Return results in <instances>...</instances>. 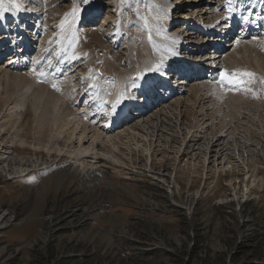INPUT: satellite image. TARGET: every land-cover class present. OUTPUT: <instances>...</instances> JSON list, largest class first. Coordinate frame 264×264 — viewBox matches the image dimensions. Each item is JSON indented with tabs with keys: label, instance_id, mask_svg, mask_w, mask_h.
<instances>
[{
	"label": "rangeland",
	"instance_id": "rangeland-1",
	"mask_svg": "<svg viewBox=\"0 0 264 264\" xmlns=\"http://www.w3.org/2000/svg\"><path fill=\"white\" fill-rule=\"evenodd\" d=\"M47 1L48 12H51L50 20L47 18V21L49 27L56 31L57 23L54 27V21L57 22L74 5L75 0L70 7L71 0ZM222 2L228 8L227 3ZM138 8L139 4L133 7L135 11ZM118 14L124 16L122 12ZM87 38L89 41L86 43V52L91 47L98 53L95 47L100 44L91 46L88 42L104 39V32L92 31ZM121 38L127 40H124L126 43L122 46L125 48L116 52H119L116 60L118 66L126 64V47L130 41L125 34ZM107 42L111 45L110 39ZM131 50L137 54L134 48ZM101 51L99 50V58L103 66L105 64L104 68L110 69V73L119 71L121 67L111 68L112 59L104 57ZM138 55L140 56L139 53ZM98 56L99 53L96 54ZM26 74L29 76V72ZM234 79V84L237 85V81L240 83L243 76L236 77L234 74ZM50 88L56 90L53 86ZM33 89L35 90L33 86L11 88L14 90L12 93L7 87L2 88L0 85V124L4 128L0 132V151L3 147L4 150L8 148L7 155L3 154L4 150L0 153L3 160L0 161V211H6V217L14 216L11 225L0 232V264H231L238 260L237 264L243 263V253L246 252L248 243L238 246L239 251H243L241 256L234 254L231 262L228 261L235 244L237 245L239 216L248 220L243 223L251 222L257 229L262 242L261 248H264V182L253 187L256 189L255 200L240 211L229 212L233 204H222L230 195L229 192L239 194L240 187L237 182L248 175L247 170L251 178L247 182L245 179L243 183L240 182L242 187L245 183L252 182L253 171L254 174L264 177V154L258 150V144L256 152L255 149L252 150L249 155L251 158L244 162L230 160L228 153L223 162L216 159L212 163V157L205 163L202 155L197 157L191 152V149L197 147L193 146V140L188 144L190 150L187 149L183 154L176 152L178 139L173 133L175 138L169 143L161 145L156 141L153 149L152 167L155 173L160 176L163 173L160 169H164L169 175L172 173L166 181L153 180L155 177H150L153 173L148 175L150 158H147L146 163L147 156L143 155V147L141 151L133 149L128 152L121 144L119 147H122L124 153H119L124 159L123 162L107 161V168H102L104 170L100 172L98 180L84 181L81 175L71 178L61 173L62 168H66L70 162L61 163V156L56 153L50 155L45 148L38 147L40 140L47 142L51 135L45 121H42L43 126L37 127L38 122L34 121L29 110L28 100L33 96ZM79 94L80 90L73 91L72 96L77 97ZM210 98L215 99V96ZM17 100L20 101L16 102ZM213 102L214 107L207 110L208 116L215 110H227L219 99ZM183 109L185 115L182 116V121L188 124L192 115L185 110V106ZM77 110L75 108L76 112ZM10 113L13 119H17L14 127H10ZM93 115L97 113L93 112ZM221 121L218 117L213 122L218 126L214 130L213 124L211 125L213 133L220 129ZM60 126L59 132L52 137V142L56 145L68 143L69 136L64 129L71 124L64 128ZM88 127L95 128V125L89 124ZM119 128L115 131L122 130L123 127ZM17 133L22 134L20 136L30 143L20 145L19 142H14L13 139L18 138ZM101 136L104 137V134ZM259 137L262 140L260 144L263 143L264 146V136ZM171 141L175 144H170ZM89 143L87 141L86 146ZM100 149L102 144L92 145L93 152ZM62 156L64 158L66 154L62 153ZM229 160V169L221 168L226 167ZM6 165L7 168L11 167L8 173V169L5 171L1 168ZM144 168L148 170H143ZM157 168L159 171H156ZM20 169L23 171L15 173ZM139 172L147 174L140 176ZM23 174L26 176H22ZM172 188L175 191L173 195H169ZM195 200L197 201L194 203ZM74 207L78 208L76 214L68 215L67 210ZM45 235L46 240L43 238ZM244 256L249 257L247 253Z\"/></svg>",
	"mask_w": 264,
	"mask_h": 264
},
{
	"label": "bare ground",
	"instance_id": "bare-ground-1",
	"mask_svg": "<svg viewBox=\"0 0 264 264\" xmlns=\"http://www.w3.org/2000/svg\"><path fill=\"white\" fill-rule=\"evenodd\" d=\"M94 1L88 0L86 5L82 6L79 5V0H75L74 5L57 20L56 31L49 27L45 11V14L38 20L34 41L31 40L32 46L27 45V47L30 46L34 49L32 54L20 56L22 54H18L16 50L15 55L21 59L19 62L21 67L19 68L13 67L17 62L15 63L16 57L12 56L2 66L0 65V85L2 88L5 86L9 91H12L11 88L17 89L25 86L35 88L32 98L30 97L28 100L29 110L34 121L38 122L37 127L43 126L42 121H45L49 125L51 135L47 142L40 140L38 147L40 149L45 148L50 155L56 153L61 156V163H71L66 168H62L63 176L73 178L81 175L84 181L99 179L100 172L104 170L102 168H107L105 165L107 161L123 162L122 147H119L121 144L129 150L128 152L133 149L139 151L143 147V155L146 154L147 156L146 163L147 158H150L148 161L150 166L147 167L149 170L145 168L143 170H148V175L153 173L150 176L152 178L154 176L153 179L167 180L168 173L161 171L163 173L159 176L152 167L153 149L156 147V145L154 146L156 141L164 145L175 136L178 139L175 147L178 149L176 152L183 154L187 149L190 150L188 144L193 140V146L196 145L197 147L191 149V152H194L197 157L202 155L205 163L210 161L209 158L212 157L213 161L216 159L224 161L228 153H230V160L244 162L250 157L252 150L255 149L256 152L257 144L260 146L258 150L263 151L262 154H264V146L263 143L260 144L262 140L259 137V135L264 136V0H221V2L227 3L228 9H237L230 10V17L236 15L242 17L244 30L249 32V37L241 38L223 48L218 55L222 63L215 80L208 82L201 77H193L189 86L186 87L187 89L176 94L174 99L169 102L166 100L167 103L164 107L162 106L154 112L136 111L127 121H124L123 125H120L123 128L119 131H115L119 127L111 126L113 120L111 119L110 105H115V108L120 109L125 102V100L123 101L126 96L125 92L129 93L131 89L138 93L137 85L132 82L139 83L148 75H152V73L158 75L162 71L163 66L157 67L162 64V59L158 57L159 41L154 30L161 23V14L165 8L163 5L159 7L162 0H114L115 20L109 28L111 34L115 33V36L114 38L113 36L106 37L107 40L110 39L111 45L104 39H96L94 42L103 47V50L101 48L100 51L102 50L104 57L108 56L112 59L111 68L121 67L119 69L121 72L110 73L108 71L110 69L104 68L103 65H94V63H100L101 59L98 57L101 58V53L99 50L96 51L100 56L96 57L98 53L95 52V49L90 47L92 50L89 48V52H86L85 49L88 31L92 27L91 24H86L88 22L86 20L94 15L93 8L96 6ZM194 1L197 2L195 11L202 17L206 16L208 12L202 13L203 7L208 8L210 6L209 8H211V5H207V2H211V0ZM18 2L21 4L23 1L18 0ZM204 2L205 5L203 6ZM136 4H139V8L136 9V15L131 18L128 16V11L131 7H136ZM41 6L39 9L43 12L44 6ZM119 12L124 13V16L118 14ZM100 20L103 23L108 21L106 18ZM29 23L27 18L24 27H20L22 22L17 21L13 26L14 29L18 26L23 29L28 28ZM108 24L106 23L104 28ZM139 25L143 28H139ZM123 34L127 35L130 41L126 47V51H128L125 59L126 64L118 66L116 60L119 52H116L125 45L123 44L126 43L124 40H127V38H121ZM19 39L20 37L16 36L14 42H20ZM90 43L89 45H91ZM20 44V50H22L24 45L22 42ZM231 46L233 48L227 50ZM139 47L142 48L139 49ZM131 48H134L137 54H134ZM113 49L115 50L114 54L112 53ZM8 67L9 69L6 70L5 68ZM203 71L206 70H198V73L201 74ZM28 72L29 76L26 74ZM233 73L236 74V77L238 75L243 76V80L240 83L237 81L236 87H229V80L233 83L236 81ZM126 83L130 84V87L121 95V87ZM52 86L56 90L50 88ZM77 90H80L81 94L73 97V91L76 92ZM212 96H215V99L210 98ZM217 97L221 105H225L227 110H215L208 116L207 110L214 107L212 102L218 101ZM118 100L119 103H117ZM18 101L20 100L16 102ZM184 106L185 110L190 111L189 114L192 115L188 124L182 121V116L185 115V112H182ZM75 108L78 109L77 112ZM93 112L97 115H93ZM16 115L20 119L18 112ZM9 116L12 121L10 127H14V123L17 124V119H13L11 113ZM218 117L222 119V124L220 129L213 133L211 125L215 120H218ZM89 124L95 125V128H89ZM68 125L70 127L64 129L69 136H67L68 143L56 145L52 142V137L59 132V126L64 128ZM213 127L214 130L218 129L216 124H213ZM2 129H4L3 124H0V132ZM113 132L116 133L113 134ZM102 134L104 137L101 136ZM20 135L17 136V139H13L14 142H19L20 145L30 143ZM180 135L184 136L180 137ZM87 141L90 143L86 146ZM94 143L96 145L102 144V149L93 152L92 145ZM170 144L175 143L171 141ZM34 145L36 146V144ZM3 148L0 153L4 150ZM7 149L5 148L3 154L7 155ZM62 153L66 154L64 158ZM0 161H3L1 157ZM230 166L231 162L226 167L221 166V168L227 170ZM7 167L8 165L6 167L1 166L2 170L8 169V173L11 167ZM217 168H219L218 165ZM20 171L23 170L20 169L15 173H20ZM147 173L139 172L140 176H146ZM247 174L243 179H239V182L244 179L247 182L251 178L249 170H247ZM252 174L254 177H252L253 180L251 179L252 182L250 181V184L249 182L245 183L243 186L245 193L250 192L255 185L259 186L260 183L262 185L264 182L262 175L254 174V171ZM218 176H220L219 172ZM174 191L172 188L168 194L173 195ZM187 208L191 210L190 207ZM77 210V207L67 210L68 215H75ZM43 238L46 240L47 236L45 235Z\"/></svg>",
	"mask_w": 264,
	"mask_h": 264
},
{
	"label": "built area",
	"instance_id": "built-area-1",
	"mask_svg": "<svg viewBox=\"0 0 264 264\" xmlns=\"http://www.w3.org/2000/svg\"><path fill=\"white\" fill-rule=\"evenodd\" d=\"M99 3L101 5H104L106 15L108 16L113 15V12H115V1L114 0H100ZM169 3H171V5L176 6L174 10V20L173 22H171L170 32L172 34L179 35L180 38L183 39V41H186V42L189 41V43H194V42L197 43L198 44L197 46L199 45L201 46V44L203 43L202 46L208 47V52H211V53L215 52L214 47L212 48L210 46L212 45L213 42L217 43L218 39H221V36H217L215 38H213V36H208L207 37L208 42H207L206 38L198 37V34H197L198 30L196 29V27L201 22H204L205 24L211 22L212 18L215 21L219 20L218 16L224 13V9H223V6L220 0H211V2H207L208 3L207 5L212 6L211 8H209L210 6H208V8L204 6L205 5V2H204L203 4L204 10L202 13L208 12V14L203 17L198 12L195 11L194 6L197 2L194 0H169ZM189 13L191 14V16H187V14ZM109 19L112 20L111 18ZM95 22H97V20ZM222 33L226 36L225 29H223ZM190 56L196 57L197 54H195L194 52H191ZM211 162L214 163L212 159H211ZM237 183H238V187H240L238 188L240 189L238 191L239 194L235 195L234 192L232 193L229 192L230 195L227 197L226 200H224V202H222V204H225V205L233 204V206H230L229 212H233L234 210L240 211L248 203L255 200L254 198L255 197L254 191L256 190L255 188H252V192L245 193V191H243V187L241 186L243 184H240L239 181ZM7 214L8 213L6 211L4 212V210L0 211V232L3 231L5 228L9 227L11 225V222L13 221L14 216L9 215L8 217H6ZM188 215L190 216V214ZM239 217H240L239 219L240 226L239 228L236 229L237 245L235 244V248H233L232 252L230 253L229 255L230 258H228V261L231 262V256H233L234 254H236L237 256H241L243 251L240 252L238 246L242 243H245V244L248 243V245L246 244L248 248H246V252L244 253L245 254L247 253L249 257L246 258V256H244V253H243V263L240 262L238 264H264V253H262L260 256H252L251 254V251L252 249H254L255 243L257 242L259 238V232L257 231L256 228H254V226H252L251 222L245 224L243 222L244 221L248 222V220L244 218L242 219L241 216ZM49 219L52 220V217H49ZM237 262H231V264H237Z\"/></svg>",
	"mask_w": 264,
	"mask_h": 264
},
{
	"label": "snow or ice",
	"instance_id": "snow-or-ice-1",
	"mask_svg": "<svg viewBox=\"0 0 264 264\" xmlns=\"http://www.w3.org/2000/svg\"><path fill=\"white\" fill-rule=\"evenodd\" d=\"M19 10H21V5L18 0H0V18H3L6 12H16ZM228 86L236 87V84L229 80ZM119 102L120 101L118 100L117 103ZM113 107H115V105H113Z\"/></svg>",
	"mask_w": 264,
	"mask_h": 264
},
{
	"label": "crops",
	"instance_id": "crops-1",
	"mask_svg": "<svg viewBox=\"0 0 264 264\" xmlns=\"http://www.w3.org/2000/svg\"><path fill=\"white\" fill-rule=\"evenodd\" d=\"M261 243L262 242L260 241V237H259L257 242L255 243L254 249H252V251H251L252 256H260L261 252L264 253V248H261Z\"/></svg>",
	"mask_w": 264,
	"mask_h": 264
}]
</instances>
